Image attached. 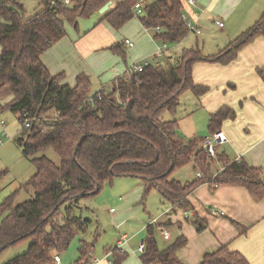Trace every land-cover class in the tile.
I'll return each instance as SVG.
<instances>
[{"label": "trees", "instance_id": "obj_1", "mask_svg": "<svg viewBox=\"0 0 264 264\" xmlns=\"http://www.w3.org/2000/svg\"><path fill=\"white\" fill-rule=\"evenodd\" d=\"M37 1L39 10L29 17L18 0L0 1V110L17 116L20 132L15 142L35 168L21 188L32 190L31 200L12 206V196L0 205V252L30 241L24 254L3 264H57L54 258H60L73 238L89 226V220L76 215L80 201L96 196L105 183L116 178L139 179L143 200L156 191L164 202L184 211L190 209L188 196L207 183L217 188L242 187L254 200L264 199L263 170L231 162L225 155H217L223 170H214L216 161L203 152V139L185 140L177 135L175 120L161 118L166 112H176L183 92L200 97L208 91L193 83L194 64L232 62L242 46L264 37V16L217 56L204 57L198 49L184 50L158 66L132 73L128 80H118L108 91L92 93L88 76L79 74L74 86L62 84L64 75H51L41 55L66 37V24L78 32V21L89 19L109 0H70L68 6L61 0ZM135 1L124 0L100 22L121 29L135 17L130 11ZM137 18L146 29L159 28L154 38L163 43L178 44L189 33L181 0L150 1L144 15ZM108 50L125 62L123 44ZM128 103L133 119L125 113ZM233 118L234 111L227 107L211 115L209 135L219 131L224 120ZM48 150L58 156L59 165L44 156L31 158ZM189 164L194 174H201L200 179L185 183L170 179L172 172ZM158 228L161 225L146 227L140 261L182 264L176 253L186 245V239L180 236L160 250L155 238ZM91 248L82 243L76 264L88 262ZM109 257L112 264H123L127 255L113 250ZM199 264L249 263L223 245L206 253Z\"/></svg>", "mask_w": 264, "mask_h": 264}, {"label": "crops", "instance_id": "obj_2", "mask_svg": "<svg viewBox=\"0 0 264 264\" xmlns=\"http://www.w3.org/2000/svg\"><path fill=\"white\" fill-rule=\"evenodd\" d=\"M18 1L28 17L39 10L37 0ZM150 1L153 0H147ZM181 2L185 21L195 25L200 31L198 35L191 31L188 34L201 36L210 23H214L218 29V33L208 39L207 35L204 37L200 47L204 57L217 56L264 16V0H196L194 7L187 5L185 0ZM116 6L109 5L103 14L97 11L94 13L99 16L96 24L84 28V33L70 31L65 38L41 55V61L51 75H64L62 84L74 86L79 74H84L91 80L111 71L114 64L116 66L119 60L123 61L108 50L117 43L123 44L126 55L137 43L140 45V58L146 57L145 55L148 57V52H154L155 44L159 42L154 38L157 31L144 28L139 19L133 18L119 30L112 29L106 22H100L102 16ZM219 22L223 24L222 27L217 26ZM116 31L120 32L114 35ZM125 40L132 42V47L126 45ZM167 58L174 57H164ZM131 69L132 66L126 68L125 72H115L108 88L111 89L120 79L128 80ZM192 81L197 86L206 87L208 91L200 97L190 93L195 98L194 107L188 108L186 115L192 118L195 113L200 114L199 117L202 116L204 123L206 122L207 134H203V129H198L183 139L206 138L209 136V117L224 107L230 108L234 111V118L224 120L219 128L226 135L228 143L217 149V155H225L231 162H244L251 168L264 171V37H256L242 46L234 60L227 65L194 64ZM103 85L100 84L92 92L106 91ZM189 165L192 167V164ZM220 166L216 164L214 170L218 171ZM139 182L141 183L140 180ZM160 199L161 204L168 205V211L155 221L166 229L164 231L167 232L169 225H177L180 229L179 220L184 215L191 222L181 232L176 231V236L178 234V237L186 239V245L176 253V258L182 264H199L206 253L223 245L241 254L249 264H264V199L254 200L242 187L217 188L208 183L198 186L188 196V211L173 208L161 197ZM238 226L244 228L245 232L242 233ZM163 228L157 229L160 235ZM170 238H162L164 244ZM133 253L136 254V251ZM131 256L134 257L132 261L135 264H143L139 257L136 258L133 254ZM127 259L123 264L128 262ZM101 263L108 264L105 259Z\"/></svg>", "mask_w": 264, "mask_h": 264}, {"label": "rangeland", "instance_id": "obj_3", "mask_svg": "<svg viewBox=\"0 0 264 264\" xmlns=\"http://www.w3.org/2000/svg\"><path fill=\"white\" fill-rule=\"evenodd\" d=\"M98 17L99 16L96 14L89 19L79 20L77 33H84V28L92 27L96 24ZM134 18L138 19L137 17ZM65 29L66 35L70 33V31L76 33L70 25L66 24ZM118 32L120 31L114 32V35ZM216 33H218L216 25L210 23L201 36L196 37L194 33H191L187 35L183 42L178 44L166 43V52L158 58V62L163 61L164 57L169 55L176 58L184 50L196 48L201 50L200 47L204 37L207 35L206 38L208 39L209 36H213ZM162 46L163 42H157L152 54L148 52V57L144 54L146 57L140 58L141 55L138 51L140 45L139 43L135 44V48L130 50L129 54L127 53L125 62L119 60L117 63L118 65L115 66L114 64L111 71H106L99 78L97 77L91 80L89 78L91 92L100 86V84H104L105 90L108 91L109 81L112 80L113 77L111 78V76L115 72H125L126 68L133 67L145 60L154 64L152 57L156 55L157 48ZM194 99V96H192L190 92H183L179 98V105L176 108V112L173 114L166 112L161 117L165 121L175 120L178 123L176 133L182 138H186L190 132H195L198 129H203V134H207L206 122L204 123V118L202 116L199 117L200 114L195 113L192 118H188L186 115L188 108L193 109ZM2 104L3 103L0 102V105ZM0 121H3L5 124L3 128L0 127V205L8 197L13 196L12 206H16L31 200L32 190L30 188L27 190L21 188L35 174V168L31 164L30 158L23 156L21 148L15 142L20 132L17 116L7 110H0ZM42 156L51 160L55 165H59V158L52 150L34 154L31 158H39ZM194 177L195 174L192 171V167L188 165L172 172L170 179L185 183L190 182ZM141 183L139 180L133 178H116L105 183L96 196L80 201V209L77 210L78 212L76 215L82 219L89 220L90 223L86 232L78 233L70 242L68 249L61 254V264H76L79 258L78 250L83 242L92 246V252L87 258V261H89L90 257L102 261L107 253H110L116 248L117 242L122 237L128 239V244L125 247L126 254L129 255L128 259L126 258L128 260L127 263L135 264L134 261H132L134 257L131 255H136V258L140 256L139 253L134 254L133 252L137 250L139 244L143 243L146 235V226L168 211V205L161 204V199L155 191L149 192L143 200V188ZM110 210H112V212H110ZM164 220H161V222ZM179 223L180 229L177 228V225L176 227L174 225L168 226L167 232L171 238L166 244H164V240L159 232H155V238L159 249H162L164 246L167 247L175 241L178 237V234L176 236V231L181 232L183 227L190 225L188 223L191 222L185 219L184 215V217L182 216L179 220ZM162 228L161 226V229ZM163 230L166 229L163 228ZM29 245L30 241L24 240L1 251L0 264L24 254L28 250ZM108 261L111 262V259H108ZM84 263L87 262H82V264ZM100 264L105 263L100 262Z\"/></svg>", "mask_w": 264, "mask_h": 264}, {"label": "built area", "instance_id": "obj_4", "mask_svg": "<svg viewBox=\"0 0 264 264\" xmlns=\"http://www.w3.org/2000/svg\"><path fill=\"white\" fill-rule=\"evenodd\" d=\"M61 2L68 6L70 4V0H61ZM186 4L189 6L194 7L196 4V0H185ZM120 3H124V0H109L108 4L111 6H115L118 5ZM147 0H136L131 6H130V11L133 13V15L135 17H141L144 15L145 9L147 7ZM186 26L188 27V30L191 32H195L197 35L200 34V31L198 28L195 27V25L186 22ZM218 27H222L223 24L222 23H217ZM155 30L157 32L160 31L159 28H155ZM125 44L128 45L129 47H132V42L125 40ZM166 52V43H163L162 47H158L157 51H156V55H154L152 58L154 60V64H151L150 62H148L147 60L143 61L142 63H139L137 65H134L131 69V73L129 74L128 79H130V76L132 73L138 74L141 73L145 68L147 67H151V66H158L159 62H158V58H160L164 53ZM100 98V96H98V99ZM4 122L0 121V127L3 128L4 127ZM24 127L28 128L29 127V123L27 120H25L24 122ZM1 143V140H0ZM228 143V139L226 137V135L222 132V131H217L216 133L207 136L206 138L203 139V143H202V150L203 152L207 155L208 159L211 161H216L215 164L219 165L217 163V149L223 145H226ZM218 172H221L223 170V167H219ZM216 174H214L215 177ZM196 178L200 179L201 178V174L197 173L196 174ZM150 224L155 225L156 221L153 220ZM161 235L162 238L164 240H169L170 236L169 234L162 230L161 231ZM128 244V239L126 237H122L118 242H117V246L114 249V251H117L118 253L121 254H125L126 250L125 247ZM145 252V244L142 243L138 246L136 253H139L140 255H142ZM110 254L108 256H106L104 259L107 260L108 264H112L111 262L108 261ZM57 264H60V258L59 257H55L54 258ZM101 261H98L96 259H92L90 258L89 261L85 264H98Z\"/></svg>", "mask_w": 264, "mask_h": 264}, {"label": "water", "instance_id": "obj_5", "mask_svg": "<svg viewBox=\"0 0 264 264\" xmlns=\"http://www.w3.org/2000/svg\"><path fill=\"white\" fill-rule=\"evenodd\" d=\"M108 8H109V4L107 3L106 5H104V6L98 11V13H99V14H103V13H105V12L108 10ZM185 22H187V21H185ZM125 113H126L127 118H129V119H133V116H132V113H131V103H128V105L126 106V108H125Z\"/></svg>", "mask_w": 264, "mask_h": 264}]
</instances>
